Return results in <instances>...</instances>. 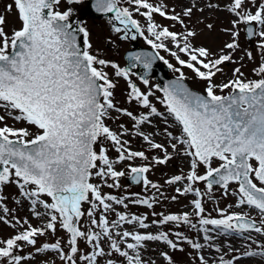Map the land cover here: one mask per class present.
I'll use <instances>...</instances> for the list:
<instances>
[{"label":"snow or ice","instance_id":"6c2138e0","mask_svg":"<svg viewBox=\"0 0 264 264\" xmlns=\"http://www.w3.org/2000/svg\"><path fill=\"white\" fill-rule=\"evenodd\" d=\"M69 5L82 4L83 0H67ZM132 6L118 7L119 0H96L94 5L98 12L114 13V20L119 21L125 29L131 27L139 31V22L133 18V11L147 20V31L154 37L147 43L153 48L169 51L164 40L175 43L180 53H184L188 59H181L176 51L170 54L177 62L191 69L197 77L207 82L205 89L207 96L197 95L189 91L178 82H174L164 88V99L167 116L157 111L152 106L147 94L141 92L134 83L128 81L130 92L128 102L136 101L144 109L147 115L137 117L132 111L121 109L113 102L116 85L109 79L108 73L96 65L115 69L116 77L127 80L128 71L120 68L115 63L99 59L90 53L92 46L89 42V32L84 27H79L78 32L83 34L85 50L77 44L73 24L70 22L72 9L63 12L56 8L61 0H12V3L4 6L5 13L13 10L17 14L20 27L14 29L11 34L5 31L7 24L6 15H0V186L16 183L22 196L31 200L33 213L40 217L42 213L37 211V206L48 210L49 219L42 228L28 225L18 234L0 241V264H22V261H30L35 257L32 253L27 256L15 254L19 242L28 245H37L38 236H43L47 231H56L57 223L69 234L67 245L69 251H65L61 242L44 243L35 247L37 254L55 252L65 264H100L102 258L108 257L107 264H116L113 255H118L127 261V264H155L154 261L146 262L140 255V250L146 247L147 242H163L173 251H184L178 243L169 238L167 232L158 234L119 231L123 224L133 225L137 223L141 229H147L145 223L147 217L136 215L129 216L116 212L113 203L127 208L125 199H118L113 195H102L98 185L89 182L95 175L106 182L111 177L113 184H107L109 188L119 187L116 179L125 175L123 171H117L114 163L141 158L147 160L144 151H132L125 145L129 142L121 139V134L112 131L106 124V119H115L112 112L123 114L135 122L136 134L141 136L152 149H163L165 154L162 159L153 157L156 164H165L172 157L164 149V145L154 142L149 135L141 131V125L151 123L150 117H164L165 124L169 117L180 130L178 136H174L165 128V134L171 138V147L177 155L190 157L191 171L186 177L175 175L166 181L173 185L187 179L189 182L206 181L207 188L211 190L213 184L221 185L227 194L231 183H236L238 189L233 195H238L237 207L248 206L258 210L261 216V226L248 214L234 213L221 219L200 218V225H213L222 227L224 233L236 232L237 234L254 231L264 235V78L244 81L239 78L223 85H214L213 77L222 69L220 65L232 61L230 54H221L215 59H209L212 53L206 47H194L189 38L195 37V31H187L184 34L170 31L168 27H160L153 23L154 14L184 25L182 17L189 19L193 15L196 4L185 7L181 14L169 15L166 5H154L149 0H127ZM254 4L256 10L249 11L247 5ZM209 9H219L220 5L211 2L206 4ZM226 10L236 19L231 21L233 29L243 23L256 25L258 30L249 27L248 36L260 38L259 48L264 50V0L256 3V0H229L225 5ZM143 9V11H142ZM203 11V8L199 9ZM207 28L211 30L212 24ZM159 29V30H157ZM225 29L230 32L232 42L224 47L235 50L239 47L238 31ZM115 32H121V28L115 27ZM141 35L143 33L141 32ZM136 37L133 36L132 39ZM159 41V43H157ZM223 52V50H222ZM249 59L252 53L247 52ZM133 61H141L138 55H130ZM163 60V57H160ZM169 68L173 66L164 60ZM152 58L144 59L143 66L151 68ZM203 69V70H202ZM174 71L180 72V68ZM257 74L264 76V64L258 68ZM237 77L242 76L240 68L233 70ZM183 78V73H181ZM145 84L148 81L144 80ZM221 90L231 88L234 93L228 96L216 95L214 89ZM24 121L34 126L36 132L30 133L27 128L14 129L10 127L7 119ZM123 129V125H120ZM31 136V139H25ZM13 137L14 139H11ZM103 140L111 141L118 153L115 162L109 159L107 149L103 146L97 152L94 146ZM178 145L180 146L178 148ZM183 149L181 153L180 149ZM213 160L220 161L219 167H212ZM198 166H206V174L198 175ZM93 169L96 171L93 173ZM149 166L130 167L132 180L140 183L143 180L145 186L159 190V185L152 183L142 174L149 172ZM28 186H34L28 188ZM180 195L193 192L195 196H201L199 189H193L191 184L181 191ZM91 193L92 199H89ZM42 195L51 197L52 203L40 199ZM4 197L0 195V201ZM173 200L177 197L173 196ZM93 201L98 202L95 203ZM19 203V201H17ZM83 202H88L91 208L87 211L88 217H94V213L102 208L104 213L112 211L118 217L111 222V227L117 229L115 233L110 230L109 221L101 214L99 220L91 219V225L101 231L81 230L78 226L85 212L81 210ZM134 204H143L148 208L153 207L148 199H136ZM196 214L200 216L204 212L200 199L193 202ZM2 207V205H0ZM3 213H9L7 207H2ZM153 215H157L153 213ZM159 221L153 224L166 225L170 222L179 224H191L189 214L163 215ZM0 222L12 225L11 221L0 216ZM19 223V221H17ZM24 223H27L25 221ZM195 228V224H191ZM204 239L210 240L207 234L209 229L203 228ZM175 235L191 246L194 250L205 247L201 243L183 237L177 232ZM118 237V239L114 238ZM84 239L91 245V251L77 256L80 252L78 239ZM126 238L134 243H126V248L133 250L134 255L123 250L121 244ZM251 239V237H248ZM109 242V250L102 246L103 240ZM253 243H256L253 241ZM250 247V245L248 246ZM261 247H264L262 245ZM215 251L221 249L215 247ZM239 251V250H235ZM161 257L166 264H175L168 252H161ZM264 256V251L255 252L245 250L242 256ZM241 256L235 257L239 261ZM200 264H208L203 255L199 256ZM54 264V262H53ZM221 264H234L233 260H223Z\"/></svg>","mask_w":264,"mask_h":264},{"label":"rangeland","instance_id":"374dc122","mask_svg":"<svg viewBox=\"0 0 264 264\" xmlns=\"http://www.w3.org/2000/svg\"><path fill=\"white\" fill-rule=\"evenodd\" d=\"M149 2L154 5H166L169 15L173 14V11L176 14H181L185 7L191 6L192 4L197 5L196 8H193V15L190 19L188 17H182L184 25L160 17L158 14H154L153 23L159 25L160 27H168L170 31L177 32L178 34H184L189 30L195 31L197 35L189 38L190 42L197 48L206 47L212 53L209 59H215L221 54H230L232 56V61L225 62L220 65L222 71L218 72L216 76L213 77L212 83L214 85L220 86L236 78L244 81L264 78V76L258 75L256 71L261 64H264V50H261L258 46L260 38L258 36H254L251 42L248 41L245 34L246 25L243 23L237 25L236 28L233 29L231 21L236 19V17L229 13L225 8V5L229 3V0H149ZM209 2L213 4L218 3L220 8H207L206 4ZM260 2H262V0H256L257 4ZM9 3H12V0H0V15H6L7 24L5 25V31L11 34L14 29H18L20 27V24L14 10L11 13L4 12V6ZM87 4L88 0H83L82 4L72 5H69L67 0H61V4L56 8V10L63 12L69 8L72 9L70 21L79 27L86 28L90 34L89 42L92 47L87 50H89L91 54L96 55L99 59L115 63L123 69L126 64L124 60V53L129 50L133 44L143 47H152L147 43V40L154 39V37H152V35L147 31V20L145 17L133 11V18L139 22V31L136 28L131 27V25H129L128 29H125L119 21L114 20V16L106 18H94L89 16L87 14ZM118 7H129L130 11H132V6L127 3V0H119ZM200 8H203V11H200ZM247 8L252 12L256 10L254 4L247 5ZM208 24L213 25L211 30L207 28ZM254 26L256 27V30H258V26ZM115 27L121 28V32H115L113 30ZM225 29H233L234 31L239 32V36L237 38L239 47L237 49L229 50L224 47L226 43L232 42L230 32L225 31ZM141 32L143 35H141ZM133 36L136 38L132 39ZM163 42L169 51H165L160 48H156V50L159 52L160 56L163 57V62L164 60H167L168 63L173 66L172 68H169L170 75L181 77V73H183V78L192 88L206 94L205 89L207 87V82L197 77L191 69L181 66L177 62L176 58L170 54V52L176 51L181 59L187 60L188 57L184 53H180L178 49H175V45H173V42L170 40H164ZM157 43H159V41H157ZM247 52L252 53L251 59H249L246 55ZM96 67L107 72L109 79L115 83L116 87L113 90V102L117 107L132 111L137 117L142 114H148V110L144 109L136 101H132L131 103L128 102L127 97L130 92L128 81H131L132 83L137 84V87L140 88L141 92L145 94L151 92L152 95L149 99L152 106H154L158 112L167 116L166 105L162 103L164 95L158 87V82L154 78H151L148 81V84H145L132 73H129L126 80L123 77H116L115 69L110 66L104 67L96 65ZM237 67H239L243 73L242 76L237 77V75L233 74V70ZM175 68H180V72L174 71ZM214 91L216 95L225 96L233 90L231 88L221 90L220 87H216ZM112 116L115 117V119H106L105 124L112 131L117 134H121L122 141L126 140L129 142L125 145L126 148H129L132 151H144L148 159L144 160L141 158H135L134 160L123 161L118 164L114 163L113 166L115 170L125 172L124 176L117 178L115 181V183L119 184V187L109 188L107 186V184L114 183L111 177H107L105 182L104 180H101V178L93 175L89 182L94 185H98L102 195H113L118 199L126 198L125 203L128 205L127 208L122 205L114 204V202H109L113 203V207L116 212L125 213L129 216L136 215L140 217H147L145 220V223L149 225L147 229H141L137 223H134L133 225L125 223L119 231L127 230L131 232H145L152 234H158L162 231L167 232L169 234V238L178 243V245L184 249L182 252L179 250L173 251L163 242H147L146 245L149 249V256L154 258L155 264H166V261H164L160 255L161 252H168V254L172 256L175 264H200V250H194L189 247L190 245L187 244L186 241L179 239L175 233L179 232L183 237L196 241V239L200 238L199 229L207 228L209 231H212L214 228H217L213 225H200L199 219L201 217L206 219H221L223 218L221 213H223L224 216L234 213H243L248 214L256 221V223H258L259 226H261V216L258 210H253L246 205L241 207L236 206L239 199L238 195H233V193L238 189V185L236 183L230 184L227 189V194L226 190L222 186H212L211 190H209L207 188L206 181L189 182L185 178L173 185L166 183L167 180L175 175H182L186 177L191 171V158L182 154L176 155L171 147V138L164 132L165 128H167V130L174 136H178L180 134L179 128L176 126L171 117H169L167 124H165L163 116L150 117L151 122H154L155 124V129L158 131L155 134L156 143L163 144L164 149H166L167 153L172 157L167 163L161 165L156 164L153 157L162 159L165 154L164 150L152 149L148 143L143 144L141 140L142 137L136 134L135 122L130 118L114 111L112 112ZM6 123L14 129L27 128L30 133L37 131L34 126L28 125L24 121H15L9 118ZM121 124L124 126L123 129L120 127ZM148 124L149 123H145L144 125L149 128ZM0 126L3 125L0 124ZM10 138L14 139L13 137ZM31 138L32 137L29 136L25 139ZM101 146L107 149L109 159L115 162L118 158V153L112 146L111 141L103 140L102 142H98L94 148L97 152H99ZM182 152L183 151H181V153ZM220 163L221 162L218 160H213L212 167H219ZM143 166H149L150 170L145 173V177L152 183L159 185V190L151 188L150 185L145 186L143 182L137 186H133L128 183L127 177L131 174L130 167ZM92 171L94 173L96 170L93 169ZM196 172L198 175H205L206 166H198ZM182 182H184V185ZM189 184H191L193 189H199L201 196L197 197L193 192H189L185 195H180L176 192L177 188H180L181 191H183V189ZM32 187L34 186H28L29 189ZM0 195L4 197V199L0 201V205L9 209V213L5 214L2 211V207H0V216H5V218L11 221L12 225H14L10 226L0 222V241L11 238L26 229L28 225L36 228H42L45 226L47 220L49 219L48 215L45 214L48 210H45L42 206H37L36 210L42 213L40 217H37L31 209V200L21 195L20 189L16 183L0 186ZM173 196H176L177 199L173 200ZM190 196L193 198V201L195 199H200L202 207L204 208V212L200 214V216L196 214L195 208H193L192 212L188 213L191 224L196 225L195 228L191 227V224H184L183 222H180L179 224L176 222H170L166 225H160L158 223L153 224L154 220L159 221L162 218L160 214L183 215L184 213H187L185 212L186 204L188 203ZM40 199L47 203H52L51 197H47L46 195H42ZM89 199H92L91 193H89ZM136 199H148L151 203H153V207L148 208L146 205L134 204L131 202ZM17 201H19V203ZM93 202L98 204L96 201ZM90 208L91 205L88 202H83L81 205V210L85 212V215L81 217L78 224V226L81 227V230H92L96 232L101 231L99 228L91 225V219L96 218L99 220V216L103 214L109 221L110 230L113 231V233L117 231V229H113L111 227V222L118 219L114 212L109 211L104 213L103 209L99 208L94 213V217L90 218L87 215V211ZM252 211H254L256 215H252ZM153 213H156L157 215H153ZM17 221H19V223H17ZM25 221H27V223H24ZM220 229L224 231L222 227H220ZM244 233H248L254 236L255 239H258L255 244L252 243L253 241L249 242L245 246L244 251H252L255 249L256 244H259L260 247L264 244V235L254 231ZM244 233L237 234L236 232H228L226 235L230 237L240 236L241 238ZM114 238L118 239V237ZM202 238L205 241L204 236ZM36 239L37 245L35 246L28 245L25 242H19V247L15 249L16 255L27 256L29 253H32L35 257L30 261H22V264H53V262L54 264H65V262L59 259L55 252H49L47 254H37L35 252V247H40L44 243H54L57 240L61 242V245L66 252L69 251L67 245L69 234L59 226V223H57L55 232L49 230L45 235L38 236ZM126 243H134V241L130 238H126L125 242L121 244L123 250L129 251V254L133 255L132 250L126 248ZM108 245L109 242L104 239L102 246L105 251L109 250ZM249 245L250 247H248ZM78 247L80 248V252L77 253V256L90 253L92 250L91 245H89L82 238L78 239ZM193 252L196 253V257L191 254ZM238 255H241V252L229 251L223 256V260H233ZM111 258L116 260V264H127V261L118 255L114 254ZM107 259L108 257L102 258L100 260V264H107ZM78 264H85V262L78 260ZM218 264H221V261ZM262 264H264V256L262 257Z\"/></svg>","mask_w":264,"mask_h":264},{"label":"water","instance_id":"95a60500","mask_svg":"<svg viewBox=\"0 0 264 264\" xmlns=\"http://www.w3.org/2000/svg\"><path fill=\"white\" fill-rule=\"evenodd\" d=\"M96 3V0H88L87 4V13L93 17L97 18H104V17H111L114 15V13H102L98 12L94 5ZM72 23V22H71ZM73 24V23H72ZM251 27L254 30H256L254 25H246V36L248 41H252L254 37H249L247 34V29ZM79 26L73 24V31H75L76 38H77V44L81 48V51L85 50V45L82 42L83 34L78 32ZM130 55H138L142 59L141 61H133L129 57ZM152 58V64L151 68H145L143 66V60ZM124 59L126 61V65L123 69L127 70L130 73H134L137 77H139L143 82L146 79L147 81L150 80V78L154 77L156 81H158V87L164 94V88L169 86L170 84H173L174 82H178L182 84L184 87H186L189 91L202 96H207V94L200 92L198 90L193 89L184 78H181L180 76H171L169 72V67L167 64H163L162 60L160 59L159 53L156 51L155 48H144L141 46H138L136 44H133L131 49L126 51L124 55ZM136 85V84H135ZM137 86V85H136ZM230 94H236L233 91ZM228 94V95H230ZM226 95V96H228ZM132 175L127 177V181L129 184L137 186L143 182L141 180L140 183H136L132 180ZM145 176V173L142 174ZM213 186H221L219 184H213ZM257 224V223H256ZM258 226V224H257Z\"/></svg>","mask_w":264,"mask_h":264},{"label":"bare ground","instance_id":"6f19581e","mask_svg":"<svg viewBox=\"0 0 264 264\" xmlns=\"http://www.w3.org/2000/svg\"><path fill=\"white\" fill-rule=\"evenodd\" d=\"M173 45H175L174 42H173ZM175 49H177V48H175ZM148 125H149V128L146 127L145 125H141V131H143L144 134L149 135L150 138L154 142H156L155 134L158 131H157V129H155V124H154V122H151ZM141 140H142L143 144H147V142H145L143 139H141ZM179 147L180 146L178 145V148ZM172 150H173V148H172ZM180 151H183V149L181 148ZM173 152L177 155L175 150H173ZM183 183L184 182H182V184ZM192 202H193V198L190 196L189 201L186 204L185 212L190 213L193 211L194 205ZM251 213H252V215H256V213L254 211H252ZM199 232H200V238L196 239V241H194V242L201 243L202 245H205V247L200 249V255H203V257L208 262V264H218L221 261V257H223L229 251L234 252L235 250H239V251H235V252H241V255H240L241 259L239 261H236L234 258L233 259L234 264H262V257L263 256H261V255H256V256H252V257L242 256V253L244 252V248L249 242L258 241V239H255L254 236H252L248 233H244L241 238H240V236L230 237V236H227L222 229L214 228V230L209 231L207 233L211 237V239L204 241L202 237L204 236L203 234H205V233L202 231V229H199ZM144 233L145 232H142L141 234H144ZM249 236L251 237V239L248 238ZM253 244H255V243H253ZM189 247H191V246H189ZM215 247H219L221 249V251H219V252L215 251ZM148 250L149 249H148L147 245L144 249L140 250V255H141L142 259L146 262L154 261V258L149 256ZM252 251L259 253V252L264 251V247H260L259 244H256L255 249ZM132 254L133 255L135 254L133 252V250H132ZM191 254L196 257L195 252H193Z\"/></svg>","mask_w":264,"mask_h":264}]
</instances>
